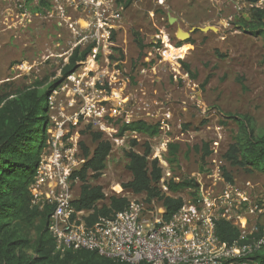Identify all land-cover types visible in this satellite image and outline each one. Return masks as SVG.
<instances>
[{
    "label": "rangeland",
    "instance_id": "obj_1",
    "mask_svg": "<svg viewBox=\"0 0 264 264\" xmlns=\"http://www.w3.org/2000/svg\"><path fill=\"white\" fill-rule=\"evenodd\" d=\"M92 1H99L98 7ZM123 2L128 3L0 0V97H12L32 86L47 87L62 77V68L76 47L83 50L93 45L86 58L69 73L79 76L84 88L92 85L106 93V98H102L99 93L88 91L91 96L96 95L94 100L101 113L97 121L106 123V129L78 119L79 123L69 132L79 147L84 143L93 149L96 144L85 132L87 125L92 131H101L111 142L105 169L97 179L89 177V183L101 185L109 197L115 194L114 188L130 180L124 153L131 147L132 139L138 142L133 150L142 153L143 143L149 142V156L160 153L165 160L168 144L175 143L177 161L167 162L168 166L160 162L164 165V182L182 180L195 186L170 194L189 200L200 187L219 194L227 185H233L246 199L239 212L246 217L248 229L258 231L261 225L264 233V173L231 166L223 156L237 133L238 117L248 116L252 124L264 128V35L251 34L239 26L241 18L249 20L250 9L261 7L264 0ZM99 24L102 28L96 29ZM205 26L216 30L198 29ZM103 29L110 32L108 38L102 37ZM160 29L169 39V48L179 49L173 55L167 51L165 56L161 47L160 52L153 50ZM178 30L189 32L190 36L181 40L176 35ZM134 33L145 45L141 53ZM92 36L98 37V43ZM182 62L189 65L190 73ZM67 75L52 95L55 110H48L47 130L58 119V110L66 116L72 112L65 104L68 90H61L68 83ZM137 119L158 123L159 133L153 137L136 132L116 136L119 121ZM203 142L211 151L204 161L200 150ZM222 167L232 182L223 177ZM73 185L77 196L80 181L77 179ZM129 198L146 204L151 201L146 200L145 194L130 193ZM103 203L107 201L98 205Z\"/></svg>",
    "mask_w": 264,
    "mask_h": 264
},
{
    "label": "trees",
    "instance_id": "obj_2",
    "mask_svg": "<svg viewBox=\"0 0 264 264\" xmlns=\"http://www.w3.org/2000/svg\"><path fill=\"white\" fill-rule=\"evenodd\" d=\"M116 1L124 3L123 0ZM249 14V20L241 18L239 26L251 34L264 35V4L261 7H252ZM134 41L141 53L145 45L138 33H134ZM92 46L89 45L83 50L76 47L70 54L68 63L62 68V77L49 83L47 87L40 89L32 86L12 97H0V264H131L114 261L88 249H69L59 253L47 227L51 207L38 209L31 204L29 186L34 179L42 151L47 145L49 97L62 78L86 58ZM182 66L186 72H191L188 64L182 62ZM237 123V133L223 154L224 159L231 166L264 173V128L252 124L248 116L238 117ZM85 132H89L96 144L90 149L80 143L85 161L72 175V178L80 181L79 194L73 205L76 210L87 212L84 221L91 225L99 217H112L123 210L128 204V198L115 194L107 197L101 185L89 183V177L97 179L101 176L112 145L103 137L101 131H92L90 125H87ZM127 132L153 137L159 133V124H151L142 119L119 121L116 136L122 137ZM130 144L131 147L124 154L127 158L126 169L131 178L122 183L121 187L132 194H145L147 201L153 198L160 200L165 218H170L183 205V198L166 195L159 188L158 182L163 169L157 158H148L151 153L149 142L143 143L142 153L133 150L138 144L136 139H132ZM200 150L201 160L204 161L211 153L208 143L203 142ZM177 151V144H168L167 162L173 164L177 161ZM221 170L226 181L232 182L225 168L222 167ZM167 184L172 192L195 186L193 183L182 180L175 182L171 179ZM102 200L107 203L98 205ZM239 233V229L231 222L225 219L216 221V235L222 242L231 244L239 238ZM263 234V227L259 225L253 236L259 237ZM251 237L249 235L248 239ZM248 258L264 263V246Z\"/></svg>",
    "mask_w": 264,
    "mask_h": 264
},
{
    "label": "built area",
    "instance_id": "obj_3",
    "mask_svg": "<svg viewBox=\"0 0 264 264\" xmlns=\"http://www.w3.org/2000/svg\"><path fill=\"white\" fill-rule=\"evenodd\" d=\"M92 4L98 7L99 1H92ZM21 15L24 16L25 12ZM101 26L99 24L96 29ZM109 33L104 30L102 37L108 38ZM156 37L153 50L160 52L161 47L165 56L167 51L173 55L179 50L169 48V39L162 29ZM92 39L98 43L97 36ZM96 49L94 46L93 50ZM148 54L151 55L150 50ZM66 78L68 83L61 86V90L67 88L65 104L72 112L66 116L58 110V119L47 130V150L41 155L29 186L34 207H51L47 227L55 240L56 251L62 254L69 249H88L114 261L131 264H264L248 258L264 246V234L254 237L257 229H248L246 217L239 212L246 199L233 185H227L219 194L200 187L193 199H183V205L170 218H165L161 203L154 199L150 204L130 199V192L118 185V189L114 188L115 195L126 196L127 206L112 217H99L93 224H86L87 212L78 211L73 205L76 198L73 184L77 179L72 178L85 159L81 147L69 137V132L79 123L78 119L99 125L103 131L106 129V123L97 121L101 113L94 100L96 95L92 94L99 93L103 98L106 93L102 94L92 85L84 88L83 80L73 72ZM59 86L49 97L48 110H55L52 95ZM88 91H92V96ZM153 158L159 160L162 169L164 165L160 162L168 166L160 153ZM158 186L164 194L171 195L163 173ZM219 219H225L239 229V238L231 244L222 242L216 235V221ZM249 235H252L250 239Z\"/></svg>",
    "mask_w": 264,
    "mask_h": 264
},
{
    "label": "water",
    "instance_id": "obj_4",
    "mask_svg": "<svg viewBox=\"0 0 264 264\" xmlns=\"http://www.w3.org/2000/svg\"><path fill=\"white\" fill-rule=\"evenodd\" d=\"M257 1H260V0H252L253 3L257 2ZM173 22V19H170V23ZM198 29H200L201 31H206L208 29H211V30H216L215 27L213 26H205V27H199ZM192 30H194V28H192ZM190 30V31H192ZM177 37H179L181 40H186L189 36H190V33L189 32H185V31H182V30H178L177 32ZM185 183H187V181H184Z\"/></svg>",
    "mask_w": 264,
    "mask_h": 264
}]
</instances>
